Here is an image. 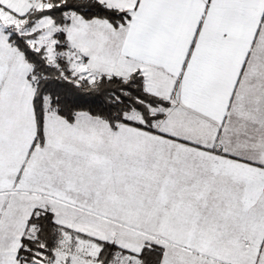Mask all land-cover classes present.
<instances>
[{"label":"snow or ice","instance_id":"obj_1","mask_svg":"<svg viewBox=\"0 0 264 264\" xmlns=\"http://www.w3.org/2000/svg\"><path fill=\"white\" fill-rule=\"evenodd\" d=\"M0 264H264V0H0Z\"/></svg>","mask_w":264,"mask_h":264}]
</instances>
